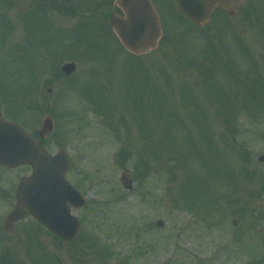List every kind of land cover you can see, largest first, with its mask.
<instances>
[{"label":"rangeland","instance_id":"374dc122","mask_svg":"<svg viewBox=\"0 0 264 264\" xmlns=\"http://www.w3.org/2000/svg\"><path fill=\"white\" fill-rule=\"evenodd\" d=\"M1 12L3 113L26 124L39 115L37 101L40 123L49 114L61 146L83 157L71 179L84 178L92 205L102 204L76 241L86 234L102 245L105 264H264L263 200L251 205L253 236L244 217L233 241L227 217L231 194L244 203L245 187L259 194L262 185L258 174L245 180L239 172L248 158L258 173L264 154V0H252L251 16L233 20L227 35L216 24L188 29L171 12L161 19L160 45L142 57L127 54L104 28L92 32L98 38L67 43L53 31L48 7L37 36L14 6ZM67 62L76 72L64 78ZM65 132L73 138L66 146ZM123 173L131 192L121 186ZM88 246L87 257L77 249L66 264H104ZM38 255L50 264L46 251Z\"/></svg>","mask_w":264,"mask_h":264},{"label":"flooded vegetation","instance_id":"af4514ba","mask_svg":"<svg viewBox=\"0 0 264 264\" xmlns=\"http://www.w3.org/2000/svg\"><path fill=\"white\" fill-rule=\"evenodd\" d=\"M150 1L159 8V12L167 13V6L173 9L172 4L176 7L175 0ZM246 1L218 0L210 10V21L234 23L235 19L241 15L246 18L248 13ZM6 2L10 6H14L16 12L21 15L33 10L27 19L31 24L23 23L24 27H27L29 32L31 31V34L40 31L42 24L40 22V12L46 7L51 8L54 15V32L64 36H68L73 32L75 25L91 26L93 22L95 25L106 27L112 15H122L121 10L114 6V0H46L45 3L42 0H6ZM18 5H21L20 8H16ZM60 21L63 27L60 26ZM71 21L77 22L70 27L69 23ZM83 31L85 33L91 32L90 29H83ZM1 118L7 121L10 120L8 116L3 115V110ZM24 127L33 137L34 134L37 135V129H34V124L28 125L26 123ZM47 138L41 141L37 140L41 150L48 153L59 151L55 145L56 142ZM70 164L69 159L68 178L70 175ZM249 165H251L249 162L245 163V180H251L253 176L257 177L258 174L262 185L259 194L250 185H247L243 191L244 209L240 214L245 213V215H248L246 219L251 218V205L254 202L263 200L264 203V162L260 163L258 173L255 168V172H253L254 170L251 171V168H248ZM30 173V166H22L16 169L0 166V252L4 248H9L7 257L0 261V264H11L13 256L19 264H43L42 258L38 255V251L42 249L51 251L52 257L49 260L53 264H66L69 260V255L74 254L75 241H64L35 221L29 212L28 206L20 202L19 197L14 193L15 184L20 179L28 177ZM73 186L81 189L76 183ZM73 211L71 210V212ZM232 222H235L236 225L241 223L236 218ZM19 250L22 252L17 257ZM74 262L84 264L81 258L74 259Z\"/></svg>","mask_w":264,"mask_h":264},{"label":"water","instance_id":"95a60500","mask_svg":"<svg viewBox=\"0 0 264 264\" xmlns=\"http://www.w3.org/2000/svg\"><path fill=\"white\" fill-rule=\"evenodd\" d=\"M178 7L181 11L186 13L191 19L195 20L200 25L205 23L206 17L205 9H201V6L195 2L185 3L183 0H177ZM116 5L119 6L124 12V18H111V27L117 35L121 45L131 54L142 55L151 50H154L157 46L160 38V24L156 17V14L151 7L148 0H116ZM203 7H208L206 3L202 4ZM201 9V10H200ZM198 17L199 21L196 20ZM204 19V21H202ZM75 71L73 64H66L62 67V72L69 76ZM52 131V121L47 118L43 121L41 135L47 134ZM52 158L46 157L41 154L37 148L34 140L21 128L3 122L0 119V164L4 166L16 167L21 164H32L34 166L32 178L23 181L18 185L17 190L24 186H41L34 191L33 188L29 189L34 194L39 195V198L35 200L38 212L34 214L35 218L39 221L47 220L44 224L55 230L54 223L49 221L52 214H42V210H52L51 207L42 205L41 201L45 196V186H48L49 180L47 175V169L51 168ZM263 161L264 158H260ZM56 171L53 175L59 178L60 181L53 179L56 185H59V189L54 193L66 194L64 185V173L66 169L58 171L56 167H53ZM66 168V167H65ZM62 171V173H61ZM62 179H61V177ZM50 179H52L50 177ZM123 186L127 189H131V181H128L125 176L122 177ZM52 184V183H51ZM75 202V206L78 205V201L67 197L63 199V202ZM52 202V200H51ZM160 225V224H158ZM4 252L1 256H3ZM12 264L14 262L12 261Z\"/></svg>","mask_w":264,"mask_h":264}]
</instances>
